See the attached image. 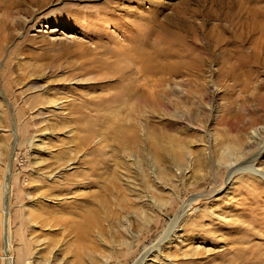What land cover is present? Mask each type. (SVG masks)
Here are the masks:
<instances>
[{"label":"rangeland","instance_id":"rangeland-1","mask_svg":"<svg viewBox=\"0 0 264 264\" xmlns=\"http://www.w3.org/2000/svg\"><path fill=\"white\" fill-rule=\"evenodd\" d=\"M262 41L264 0H0V264H264Z\"/></svg>","mask_w":264,"mask_h":264},{"label":"bare ground","instance_id":"bare-ground-1","mask_svg":"<svg viewBox=\"0 0 264 264\" xmlns=\"http://www.w3.org/2000/svg\"><path fill=\"white\" fill-rule=\"evenodd\" d=\"M40 1V0H39ZM226 33V32H225ZM251 34V32H250ZM249 35V33H248ZM253 35V36H251ZM248 38L250 39H254V34H251ZM242 37V36H241ZM259 39H262L260 37H258ZM256 41V38L254 39ZM264 41H262L260 44H264L263 43ZM113 121V120H112ZM121 121V120H120ZM116 123V122H115ZM119 123V122H118ZM116 123V124H118ZM120 124V123H119ZM120 127V126H119ZM113 128V127H112ZM111 131V130H110ZM106 162V161H105ZM104 162V163H105ZM107 165V164H106ZM104 165V166H106ZM248 167H251V165H248ZM109 168V167H107ZM243 170H248V171H253L254 169L253 168H248V169H241V168H238L236 169L235 171L236 172H239V171H243ZM254 173H256L255 171H253ZM116 173V172H115ZM113 177L115 178L113 180V178L110 180V178H108V180H106V185L103 186L102 188V193H103V197L102 199H106L108 196H111L112 193H113V190L115 189H112L111 185L113 183H116V175H113ZM114 186V185H113ZM119 193V192H118ZM113 197V196H112ZM111 199V198H110ZM109 199V200H110ZM105 200H101V199H98V200H90L89 203H91L90 205H93L94 207L91 208L90 210H88L87 212H83L82 214V221L80 220V222L78 223H74L73 225L70 226L71 228V232L69 235H73V237H77V238H81V239H89L90 237H92L93 233H94V229L99 227L104 220V217H105V214L106 212V208H108V205H107V202H106V205L105 206V203H104ZM109 202V201H108ZM109 204V203H108ZM106 207V208H105ZM110 209V208H109ZM108 216V214H107ZM109 217V216H108ZM71 221V220H70ZM69 221V222H70ZM110 221V220H109ZM67 224L69 225L70 223H68V221H66ZM173 222V221H171ZM173 224V223H171ZM170 225V224H169ZM64 226V225H63ZM67 227V226H66ZM64 229V228H63ZM146 255V254H144ZM142 257V256H141ZM148 257V256H146ZM145 258V256H144ZM144 258H141L137 264H142ZM6 261V264H10V261H11V256L10 254L7 252V257H5L4 259Z\"/></svg>","mask_w":264,"mask_h":264}]
</instances>
